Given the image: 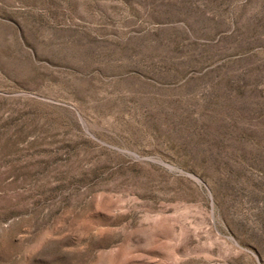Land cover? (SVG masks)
<instances>
[{"label": "rangeland", "instance_id": "obj_1", "mask_svg": "<svg viewBox=\"0 0 264 264\" xmlns=\"http://www.w3.org/2000/svg\"><path fill=\"white\" fill-rule=\"evenodd\" d=\"M0 264H264V0H0Z\"/></svg>", "mask_w": 264, "mask_h": 264}]
</instances>
